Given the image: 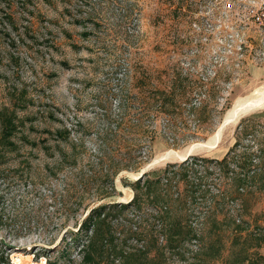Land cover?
Listing matches in <instances>:
<instances>
[{"label":"rangeland","instance_id":"1","mask_svg":"<svg viewBox=\"0 0 264 264\" xmlns=\"http://www.w3.org/2000/svg\"><path fill=\"white\" fill-rule=\"evenodd\" d=\"M239 4V0H0V120L2 114L13 113L20 122L15 139L19 148L0 164L1 264H82L78 246L62 251L64 235L78 229L91 208L125 203L135 194L140 210L131 206L121 218L149 213L147 206L153 205L158 185L149 191L145 186L165 168L171 181L158 202L168 201L170 220L184 222L190 213L187 220L197 225L210 202L214 175L201 181L202 193L192 195L193 187L183 179L184 167H179L183 161L149 164L167 151L205 142L238 98L264 88L263 33L243 17L245 9ZM126 57L136 62L139 77L142 66L170 69L180 63L182 76L187 70L199 80L193 115L185 112L183 122L171 126L181 138L177 146L170 144L160 119L151 123L145 118L144 125L134 129L137 134L121 145L117 136L113 139V114L118 109L108 94L124 79ZM250 116H256L250 120L251 135L243 141L238 126ZM242 118L225 129L215 152L192 156L221 159L236 138L251 151L264 147V108ZM23 137L37 145L20 141ZM119 158L122 163H117ZM138 179L141 189H132L128 182ZM230 208L242 209L239 219L248 228L264 226L263 190L257 198L246 195L244 203L232 202ZM142 223L143 238L121 241L123 235L115 234L123 251L141 255L137 264H161L155 242L167 264H190L203 245L209 254L211 245L221 246L213 264L235 258L232 251L237 246L229 248V230L221 241L207 235L168 249L163 248L164 237L156 240L159 234L153 237L149 231L158 228L153 226L156 221ZM142 245L149 247L145 255ZM258 250L264 264V242ZM110 252L104 249L95 259L119 264L118 259L111 263Z\"/></svg>","mask_w":264,"mask_h":264},{"label":"trees","instance_id":"2","mask_svg":"<svg viewBox=\"0 0 264 264\" xmlns=\"http://www.w3.org/2000/svg\"><path fill=\"white\" fill-rule=\"evenodd\" d=\"M125 63L124 79L121 78L120 82L108 94L110 104L115 101L118 109V113L113 114L112 122H115L116 127L114 135L112 134L113 139L118 140L119 138L120 144L137 134L135 130L144 125L145 118L151 123L160 119L162 129L169 135L170 144L177 146L181 138H177L178 132L172 133L171 126L173 123L180 125L185 117V112L193 115V110L196 107L192 103H194V96L199 95L198 89H196L200 83L199 80L187 70L182 76L183 70L180 63L174 64L170 69L166 66L163 68L142 66L138 72L141 74L140 77L137 76L136 62L132 57H126ZM254 117L256 116L242 118L239 123L238 127L242 128L243 141L246 136L251 135L250 120ZM19 125L20 122H16L13 113L2 114L0 120V164L6 159L8 153L15 152L19 148V144L15 140ZM238 132L239 130H236V133ZM19 140L34 146L37 145L24 137ZM61 155L65 158L64 154ZM106 155L109 156V154ZM119 159L121 161L117 163H122V158ZM212 163L213 165H211ZM179 167H184L183 179L186 182L185 185L193 187L192 195L201 190L203 179L210 175H214L216 179L213 192L209 190L210 202L204 212H199L201 216H198L200 220L197 221L196 226H192L191 222L187 220L191 217L190 213L184 215V222H182V218L170 220L171 212L168 210V201L158 202L157 199H161V194H165V191L162 192L163 189L171 181L166 177L168 170L165 168L158 175L154 173L145 186L146 191H149L151 185H158L157 192H155L157 196L151 197L154 198L153 205L147 206L149 213H135L129 219L121 218L120 215L131 206H134L136 211L140 210V199L136 194L132 200L125 203H101L89 210V213L78 225V229L64 235L65 245L62 251L65 253L70 248L78 246L82 253V264H100L95 256L99 257L104 249H111V263L118 259L119 264H137L141 255H137L136 250L133 252L123 251L116 243L115 234L123 235L120 238L121 241L143 238L146 232L142 222L150 218L151 221H156L153 226L158 225V228L149 231L153 237H157L159 234L156 240H159L161 236L164 237L163 248H175L177 246L173 245L177 242L204 239L207 235H213L221 241L224 232L229 230V248L233 249L237 246V249L232 251L235 253V258L233 260L226 259L224 264H262L263 256L258 249L264 242V226L254 225L253 228H248L249 224L245 220L239 219V217L242 218V209L238 212V209L230 208V204L237 201L244 203L246 195H255L257 198L258 193L264 191V147H258L256 151H251L248 145L236 138L234 144L221 159L211 160L190 156L181 162ZM128 183L135 190L137 187L138 189L142 187L140 179ZM165 190L167 189L165 188ZM202 192L203 190L199 191V193ZM149 195L152 194L149 193ZM199 197L202 198L203 194H200ZM214 205L218 211L215 210L213 213L210 209ZM240 206L242 208L243 204ZM188 210L189 208L186 209V212ZM111 216L119 218V220L113 221ZM141 247L144 249L145 246ZM153 247L161 255V264H167L165 253L158 248L156 242ZM148 249L143 250V255L148 253ZM211 249L212 254H209L207 245L198 248L194 254V256L196 255L194 261L189 263L213 264L212 259L220 256L221 246L211 245ZM3 259L4 257L0 256V264ZM48 264H57V262Z\"/></svg>","mask_w":264,"mask_h":264},{"label":"bare ground","instance_id":"3","mask_svg":"<svg viewBox=\"0 0 264 264\" xmlns=\"http://www.w3.org/2000/svg\"><path fill=\"white\" fill-rule=\"evenodd\" d=\"M264 108V88H258L256 89L253 94L244 97V98H238L233 106L231 107L230 110H228L226 112V114L228 116H226L224 118L228 119L229 117L235 116V120L231 121L230 124H228V126L232 127L236 124V122L238 121V119L243 116V115H247L255 110ZM221 125V124H220ZM219 128L215 131V133L209 137L205 142L202 143H197L196 145L193 146H188L186 147L183 151H167L166 154L163 153L161 155H158L155 161V165L157 164H161V163H165L167 161H180L181 159L184 158V156L187 153L190 154H203V153H212L215 152L216 147L220 144L221 140L217 143L216 141L219 140ZM234 128V127H233ZM169 152V153H168ZM29 264H35V263H29Z\"/></svg>","mask_w":264,"mask_h":264},{"label":"built area","instance_id":"4","mask_svg":"<svg viewBox=\"0 0 264 264\" xmlns=\"http://www.w3.org/2000/svg\"><path fill=\"white\" fill-rule=\"evenodd\" d=\"M239 3L245 9L243 17L263 33L264 39V0H239Z\"/></svg>","mask_w":264,"mask_h":264},{"label":"water","instance_id":"5","mask_svg":"<svg viewBox=\"0 0 264 264\" xmlns=\"http://www.w3.org/2000/svg\"><path fill=\"white\" fill-rule=\"evenodd\" d=\"M226 116H228V115L225 113V115H224V117H223V119H222V121H221L220 128H219V140L216 141L215 144H217V143L221 140L222 135H223L225 129L228 127V124H230L231 121L235 120V118H236L235 116H232V117H229L228 119H225V120H224V118H225ZM243 116H244V115H243ZM243 116H241L240 118H242ZM240 118H239V119H240ZM239 119H238V120H239ZM190 156H192V154L187 153V154L184 156V158L181 159L180 161H184V160H186L187 158H189ZM155 161H156V159H153L149 165H153V164L155 163ZM156 162H157V161H156Z\"/></svg>","mask_w":264,"mask_h":264}]
</instances>
